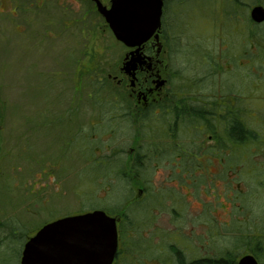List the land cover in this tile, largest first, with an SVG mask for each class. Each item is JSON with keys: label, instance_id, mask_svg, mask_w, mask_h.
Wrapping results in <instances>:
<instances>
[{"label": "rangeland", "instance_id": "rangeland-1", "mask_svg": "<svg viewBox=\"0 0 264 264\" xmlns=\"http://www.w3.org/2000/svg\"><path fill=\"white\" fill-rule=\"evenodd\" d=\"M257 1L264 3V0ZM51 5L46 15L41 10H32L29 0H0V264H20L24 243L44 224L87 211L95 204L115 206L112 197L118 196V193L108 194L109 183L114 186V181L102 183L100 180L96 183L94 180L91 184L88 179L87 182L83 180L81 169L87 164L82 165V157L90 155L91 151L92 155H96L98 150L99 154H106L113 146L124 148V151L129 149L130 135L124 130L125 124L119 126L114 142L108 133L102 134L103 128L111 127L112 123L105 119L101 121L97 108H91L84 96L88 94L90 79L95 76L80 75L88 73L80 68L87 63L85 52L93 50L100 62L97 79L102 80L118 73L128 49L99 25L91 28L97 36L92 42L85 37L80 38V33L87 37V26L80 27L83 32L75 28L65 29L67 32L63 33L58 11L53 2ZM242 14L246 16L245 11ZM210 25V21H204L208 29ZM225 26L226 22L220 25L222 29ZM249 27L237 26L238 37L234 34L228 39L229 49L234 51L232 53L237 59L234 63L228 60L227 68L233 70L228 77L235 81L242 109L250 108L253 113L262 116L260 125L252 121L253 128L259 130L264 125V51L251 55L252 65L257 69L250 72L247 69L251 64L248 47L251 50L252 47L246 40ZM256 34L258 36L254 39L263 43L259 38L264 35V28L258 29ZM210 43L213 47L219 44L207 41V46ZM202 44L204 46V42ZM179 45L189 53L188 50L193 49L195 44L183 39ZM75 62H79L78 69L74 67ZM74 68L78 70V76L73 75ZM75 82L81 84V129L90 132V137L81 139L75 165L70 154L69 160L61 162L57 168L55 157L58 156V148L53 133L58 129L42 124L30 127L29 121L41 122L43 116L62 114L69 99H72ZM250 92L255 99L249 102V106L247 95ZM108 143L111 146L106 150L104 147ZM252 155L255 156L249 165L234 169H224V166L214 168L217 160L207 162L208 170L204 174L196 171L194 183L184 190L166 182L163 171L153 172L150 193L141 205L154 202L149 205L151 208L146 209L155 211L154 214L164 213L157 217L156 225L165 234L172 231L176 222H180L181 227L187 226V229L192 224L193 234L204 236V255L224 252L238 242L239 234L251 231L254 235L264 233V153L256 149ZM38 160L40 166L39 163H32ZM250 169L251 176L248 174ZM203 178L216 180L204 185L207 190L205 197L200 186ZM136 192L135 187V196ZM184 195L187 198H183ZM155 198L159 203L155 202ZM171 210L185 213L187 225L184 218L171 216ZM153 216L142 220L152 222ZM201 226H204V233L197 229ZM182 232L188 230L184 228ZM241 250L240 253L245 254Z\"/></svg>", "mask_w": 264, "mask_h": 264}, {"label": "trees", "instance_id": "trees-1", "mask_svg": "<svg viewBox=\"0 0 264 264\" xmlns=\"http://www.w3.org/2000/svg\"><path fill=\"white\" fill-rule=\"evenodd\" d=\"M195 3L199 4L195 6ZM238 3H240L238 0H222L219 2L217 0H178L175 9V20L171 22L167 21L162 26L164 41L161 44V57L164 59L168 68L166 74L167 83H181L180 85L182 86L179 89H188V86L192 85L196 88L197 92H200L204 85V107L199 103H190L189 105L176 107L177 111L173 112L166 105L161 106L160 112H156L154 103L150 102L149 107L136 111L133 109L132 102L126 94L124 87H117L108 76L102 80L97 79L100 62L95 56L87 58V63H84L85 68L83 65H80L81 69H86L85 72H88L87 74L80 73L81 76H95L92 79L88 77L91 82L87 90L88 94L84 95L86 96V102L89 101L91 108H97L101 121L105 119L112 123L111 127L107 126V129L105 127L103 128L102 134L105 135L108 133V136L113 137L114 142L116 139L115 134L120 130L118 129L119 126L121 123L122 125L125 124L124 130L130 135L128 145L130 148H133V154L129 156L124 151V148H115L113 146L106 154H99L100 150H98L96 155H92V151L90 155H83L82 165H87L81 169L82 173H84L82 177L85 178L82 179L86 182L88 179L91 184H93L94 180L96 183L100 180L102 183L113 180L114 186H111L109 183L108 194L111 195L113 192H117L118 196L112 197L115 201V206L113 207L98 206L95 204L96 206L94 208L92 207L87 211L76 214L102 210L109 216H115L123 211H130L134 213L131 217L132 220H137L138 218L142 220L138 213L149 211L150 209L147 210L146 208H151L152 206L149 205H152L153 202L148 203V205H141L145 201L138 203L139 201L134 198L136 186H131L128 180H137L142 175L146 179H150L152 173L155 171L153 168L154 163L168 162L174 158V153L169 152L172 150L165 148L158 150L156 148L158 141L165 145L172 140L170 136L171 132L174 135V131L171 129L172 116L180 117L177 122L185 126L180 130L182 135L186 134V128H188V132L190 131L193 136L198 135L200 133L199 127L203 124L206 126L208 133L214 132L212 140L216 142L217 149H213L214 145L208 146L207 153L204 154L206 162L220 159L227 165V169H229L230 165L234 169L237 165L246 166L253 161L252 159L255 155L252 154H255L256 150L254 152L248 151L252 145H254V149L264 153V137L261 136L258 129L255 137H248L247 125L244 124L243 117H239L240 115L246 117L249 114L243 111L242 108L232 104V100L234 102L236 101L238 90L236 85H234L235 81H232V77H228L233 73V70L229 69V67L227 68V65L229 64L228 60L234 63L237 57L233 55L232 52L234 51L229 49L230 40L228 39L232 38L234 34L238 37L239 32L232 33L231 29L237 27L234 26L237 25L235 23L236 20L246 18L242 14L244 11H241L240 8L237 9ZM219 19L225 20L226 22L223 37L220 36L221 22ZM204 21L211 22L210 29L204 26ZM183 39L195 44L193 49L188 50L190 51L189 53H186V50L179 45ZM248 39V34L246 33V40L248 41ZM207 41L216 44L218 42L219 44L213 47L210 43L207 46ZM203 42L204 46L202 44ZM236 63L239 65V62ZM77 64L79 65V62L74 64L75 68L78 67ZM74 71L77 70L75 69ZM73 75L77 74L73 73ZM73 85L72 99H74V95L76 94L75 99L80 100L81 103V84L75 82ZM216 85L220 86L219 89L223 97L220 93L217 94ZM75 87L78 89H75ZM175 95L177 93L172 94L171 97L166 96L164 99H188L185 95L180 97ZM218 100L224 103L222 107H218ZM80 106L79 113L81 115ZM238 110L241 111L240 115H238ZM253 116H256V121L260 125L262 116L255 113ZM35 121L33 120L35 124H42L40 121ZM261 127L262 125L259 130H261ZM215 132H217L216 135ZM89 134L90 132L87 130L81 129L80 141L82 138H89ZM176 135L180 136L179 133ZM142 139L146 141L145 150H142L140 145L142 142H139ZM110 146L111 144L108 143L104 148H110ZM89 150L92 149L89 148ZM93 151L95 152V149ZM56 157L58 158V156ZM143 158L146 159L143 160ZM182 158L188 159L187 162L193 166L191 170L194 178L195 166L202 162L201 155L192 153L182 155ZM223 158L226 160L224 161ZM32 163H39L38 166L41 165L40 161ZM85 181L84 183H86ZM145 186H147V183ZM92 188L93 185L90 186V189ZM155 202L159 203L157 198H155ZM237 239L238 242L234 243L233 247L229 250H234L235 252L236 250L239 251L240 248L242 249L241 251L250 250L258 264H264L262 262V259H264L263 232L258 235H254L252 231L248 234H239ZM233 255L229 254L225 258H232ZM204 264H226V262H204Z\"/></svg>", "mask_w": 264, "mask_h": 264}, {"label": "flooded vegetation", "instance_id": "flooded-vegetation-1", "mask_svg": "<svg viewBox=\"0 0 264 264\" xmlns=\"http://www.w3.org/2000/svg\"><path fill=\"white\" fill-rule=\"evenodd\" d=\"M158 1L162 3V13L160 17V28L157 31V41L160 43V47L162 50L161 44L164 41L162 26L167 21L171 22L175 20V9L178 0ZM217 1L219 2L222 0ZM29 2L30 6L32 7V10H41V12L46 15L48 14L50 7H52L51 3L53 2L54 7L57 9L59 14V23L62 25L61 30L63 31V33H66L70 29L75 30V28H77L79 31L81 26H87L85 30L87 31V37L84 34L80 33V38L85 37L87 38V41L92 42L94 41V39L97 38V36L96 33L91 30V28L93 26L99 25L100 27H103L108 30L111 36L113 37L111 31L109 30L105 22V19L99 13L97 7L99 3L103 8L108 10L111 7L112 0H29ZM238 2L240 3H238L237 9L240 8L241 11H245L246 18L236 20L235 23L237 25L234 26H250L248 41L252 47V50L249 47V56L251 57L253 53H261L264 51V35H260L261 38H259L263 43L257 41V39H254L258 36V34H256L258 33V29L264 28V21H262L261 23L254 22L250 18V11L253 7L256 6H261L264 8V3L258 2L257 0H250V3L252 4H247L242 0H238ZM35 15H37V13ZM66 16L69 17H67L66 19ZM45 21H47V18H45ZM219 21L221 23L225 22V20L220 19ZM231 30L233 32H239L238 30L236 31L234 28ZM224 33V28H221L220 36L223 37ZM154 42H156V40L152 38L142 48V56L150 59V66H142L141 68L137 69L133 85H130V78L120 71L123 59L125 55L130 51V49H128V52L124 54L120 66L118 68V73L113 76L109 75L108 78L117 87H124L125 90H127L126 94L132 102L133 109L136 111L149 107L150 102L154 103L156 112H160L161 106L166 105L169 106L168 108L171 109L173 112L177 111L176 107L182 105H189L190 103H199L204 107V85L200 92H197L196 88H194L192 85H189L188 89H179V87L182 86L180 85L181 83H167L166 74L168 68L166 63L164 66V61L161 57L162 51L160 50V52L158 53L157 47L153 44ZM92 51L85 52L84 57L91 58L92 56H94ZM252 63L253 62L251 57V64L249 63L247 67L250 72L255 71L257 69V67L255 65H252ZM83 67L85 68V64H83ZM82 70L85 69L82 68ZM74 74L78 75V70L74 71ZM157 79L163 80L164 84L158 86L155 82ZM76 80L78 79L76 78ZM216 87L217 94L220 93V95L223 97L219 89L220 86L216 85ZM75 89L78 88L75 87ZM174 93H177V95L175 96L179 97L185 95L188 97V99H164V97L166 96L171 97L172 94L174 95ZM247 99V103L250 106L249 102L254 101L255 99L253 93L250 92L247 95ZM79 103L80 100H69L66 106L67 108L63 110L62 114L58 116L42 117V125H45L46 127H56L58 129L56 132L53 133L55 143L58 148L57 154L58 156H60V159L59 157H55V164L57 168L60 166L61 162H63L64 160H69L70 154L73 156L72 161L73 165H75L76 157L80 152L79 148L81 138V115L79 113ZM232 104H235V106L242 108L241 101L238 97L236 98L235 102L232 100ZM217 105L218 107H222L224 103L221 102V100H218ZM242 110L249 114L248 116L244 117L240 115L241 111L238 110V115H240L239 117H243V122L245 125H247V136L255 137L257 130L254 129L252 125V121L256 122V118L255 116H253L254 113L250 108H248V110ZM179 118L180 117L177 116L171 117V129L174 131V135L173 132L170 133L172 140L165 145L162 142L158 141V146L156 147L158 150H160V148L172 150L169 151L173 152L175 155L174 158L170 160L172 162H156L153 164V168L155 169L154 172H158L160 170V173L162 171L166 173L165 180L166 182L171 183L172 187L176 188L177 186H179L180 189L184 190L192 186V184L194 183V178L192 176L191 170L193 169V166L189 162H187L188 159L182 158V155L192 153L200 154L202 162L198 165L196 164L195 169L196 171H202V173L204 174V171L208 170V163L206 162L204 154L207 153L209 145H214V150L217 149V147L216 142L212 140L214 132L208 133V130L204 124L199 127L200 133L198 135L193 136L190 131L188 132V128H186V134L182 135L180 130L185 126L183 124L180 125L177 122ZM29 123L30 127L37 125L33 121H29ZM258 131L259 133H261V136L264 137L263 124L261 130ZM177 133H179L180 136H177ZM216 133L217 132H215V135ZM139 142H142L140 145L142 147V150H145V139H142ZM254 148V145H252V147H250L248 151L254 152L256 150ZM126 152L129 156H132L133 148L129 147ZM144 159L146 158H143V160ZM216 160L217 162L214 168L224 166L225 169L227 165L224 164L220 159ZM238 167L239 165H237L235 168ZM229 169H232V165L229 166ZM248 174L251 176V169L248 170ZM128 181L131 186H136L137 192L135 199L137 201L144 202L150 193V184L152 183L153 179H146V177L142 175V177L138 178L137 180L130 179ZM215 181L216 180L212 179L205 180V178H203L202 185H200L202 187L203 197H205L204 193H206L207 191L205 190L206 188L204 185H206L207 182L215 183ZM146 183L147 186H145ZM211 187H213V185H211ZM183 198L187 197L184 195ZM154 213L155 211H142L138 213V215H140V218H144L146 216L151 217V215H154L152 217V222L146 221V219L139 220V218L137 220H132L131 217L132 215H134V213L130 211H123L119 215L111 216L116 219L117 231V247L111 264H204V262L214 263L217 261H225L226 264H237L243 256L251 255L254 257V255L251 254L250 250H245V254H243L237 250L235 252L234 250L229 249L224 252H208L204 255V236L200 237L193 234V228H191L192 224L187 229V226L181 227L180 222H176L175 225L172 227V231L165 234L164 232H162L161 228L156 225V220L158 219L157 217L164 213ZM170 215L175 217L176 219L178 217H180V219L184 218L186 220L185 225H187V217L184 216L185 213L171 210ZM184 228L188 230V232L183 233L182 231L184 230ZM197 229L202 230V232L204 233V226H201V228ZM166 238L168 241L164 240ZM162 240H164V242H162ZM229 254H234V257L232 256V258H225V256H229Z\"/></svg>", "mask_w": 264, "mask_h": 264}, {"label": "water", "instance_id": "water-1", "mask_svg": "<svg viewBox=\"0 0 264 264\" xmlns=\"http://www.w3.org/2000/svg\"><path fill=\"white\" fill-rule=\"evenodd\" d=\"M99 13L114 39L130 49L120 71L133 85L135 73L142 66L149 67V58L142 56V48L150 39L158 53L162 3L158 0H112L106 10L99 3ZM250 18L264 21V8L253 7ZM158 86L163 80L155 81ZM117 247L116 219L102 210L66 216L41 226L30 237L21 252L20 264H111ZM237 264H258L251 256H243Z\"/></svg>", "mask_w": 264, "mask_h": 264}]
</instances>
